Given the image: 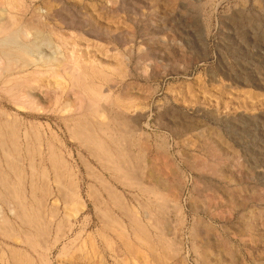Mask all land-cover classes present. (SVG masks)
Returning <instances> with one entry per match:
<instances>
[{
	"label": "rangeland",
	"instance_id": "1",
	"mask_svg": "<svg viewBox=\"0 0 264 264\" xmlns=\"http://www.w3.org/2000/svg\"><path fill=\"white\" fill-rule=\"evenodd\" d=\"M20 2L28 7L24 5L28 9L24 18L37 15L41 24L52 27L65 40L67 51L60 50L54 39L51 52L57 50L68 61L76 58L87 64L94 62L108 79H95L102 85L99 109L104 108L106 113L104 122L101 119L98 123L90 111H64L75 94L68 88L55 87L53 80L44 77L40 78L42 86L34 91L43 110L15 108L0 92V110L19 119L20 136L30 125H41L37 137L42 153L38 152L34 135H30L36 150L31 155L25 150L17 153L19 177L3 168L0 172V178L7 175L17 188L16 202L37 210L38 190L46 183L39 175L40 169L52 172L45 155L49 141L55 142L61 154L59 160L72 173L86 200V209L78 216L72 233L49 254L47 264H97L100 257L108 264L113 262L101 243L100 222L86 198V185L93 182L86 168L102 174L140 213L145 205L150 206L149 201H154L153 195L123 188L113 181L68 132L69 126L84 117L87 129L112 149L113 144L98 124L108 122L106 125L110 124L114 131L129 129L123 127V121L132 124V115L139 118V128L148 135L145 142L132 137L128 145L132 158L141 166L143 184L154 186L158 197L172 201L169 200L171 205L164 202L160 207L159 202L149 207L155 212L159 228L146 226L156 245V257L149 254L146 245L140 247L136 242L138 254L132 260L123 254L121 264H264V0H220L216 7L211 0ZM43 49L46 52V47ZM127 99L134 101L136 108L125 113L120 109ZM116 115L125 119L120 121ZM64 117L68 120L63 121ZM142 145L146 152L141 154L138 150ZM4 160L0 152L1 166ZM29 163L35 165L32 173ZM31 177L35 178L36 191H31ZM51 184L52 195L47 198L50 205L58 199L55 185ZM0 193L4 195L3 183ZM57 202L63 211L62 201ZM0 208L11 219L13 228L12 236L0 235V264H15L12 250L38 260L26 244L27 228L10 216L3 198ZM85 218L86 230L76 248L87 240L86 250L78 254L73 248L60 254L63 244L73 240L85 225ZM161 232L165 236L160 243L155 236ZM170 241L172 259L171 250L166 248ZM92 242L98 246L96 251L91 248ZM75 254L85 256L90 263L75 260ZM37 260L31 264H44Z\"/></svg>",
	"mask_w": 264,
	"mask_h": 264
},
{
	"label": "bare ground",
	"instance_id": "2",
	"mask_svg": "<svg viewBox=\"0 0 264 264\" xmlns=\"http://www.w3.org/2000/svg\"><path fill=\"white\" fill-rule=\"evenodd\" d=\"M20 1L21 0H0V92L8 98L15 108L27 111L43 110L44 106L38 101V99H36L34 91L41 85L40 78L44 77L53 80V83L57 85H54L55 87H63L64 90L68 88V90L70 89V91L75 94L74 101L71 104L66 105L64 111L68 113H76L81 110L90 111L88 113L95 117V121L97 119V123L101 119H103L104 122L106 113L102 110L104 108L101 110L99 109V104L101 106L99 101L101 98L103 99L101 92L102 85H100L101 83L95 79L98 80V78H101V80L107 81L108 79L106 80V75L102 73V70H100L94 62L87 64L76 58H72V60L68 61L66 58L62 57L57 50L51 52L52 40L54 39L60 44V50L63 49L64 51H67L65 40L61 38L52 27L49 26L46 28L45 24H41L40 17L37 15L34 14L35 16L33 15V17L29 19L24 18L28 11V7L23 4L24 2L21 3ZM219 1L211 0L215 7ZM45 47L46 52H44L43 49ZM24 73L28 74L25 76L20 75ZM15 75L20 76L15 77ZM70 94L71 93L69 92V97ZM134 105V101L131 102V100L127 99V101L122 103V110L120 109V111H125L126 113L127 111L129 112L130 109L135 110L136 106ZM117 117L120 121L125 119L121 115ZM133 117H136V115H132V124L123 121V127H128L129 129L124 128L120 131L112 130L113 127H109L110 124L108 126L106 125L108 122L105 124L103 122L98 124L100 131H103L106 138H109L110 143L113 144V151H111L112 149H110V147H108L98 136L87 129L85 126L86 122H83L84 117H81L79 121L75 122L72 126H69L68 132L70 138L81 144V146L90 153V156L100 164L102 171L110 174L113 181L119 183L123 188L139 189V191L143 193L153 195L154 201H149V207L157 206L159 202V206L162 207L163 203H168L171 198L167 200V198L164 199L162 195H159L160 197H158L154 186L146 187L143 184V175L139 169L140 165L137 164L138 160L132 158L128 147L131 140L130 138L132 137H136L138 142L141 140L142 142L148 140V135H145L139 128L137 121L139 118ZM62 119L63 121L68 120L67 117ZM18 121L19 119L16 116L12 117L8 113L0 110V152L6 159V161L4 160V166L0 165V172H2L3 168L4 170H7V172H10V174L13 173V175L19 173L21 164L19 162V154L17 153H20L23 150H25L26 154L32 153L34 146L30 135H34L35 141H37L36 146L38 147V152L41 154L44 150H41L40 147L42 144L37 137V131L41 125H30L29 129L25 130L24 136H20ZM49 132L52 137L56 139L57 136L52 134L53 132L51 129H49ZM21 140L24 141L23 146ZM35 150L36 149H34L33 152ZM57 151L59 150L54 141H49L46 144L45 155L49 159L50 172H52L50 174L47 172V169H40L39 175L43 177V180H45L46 183H42L44 187H39L40 191L38 190V195L40 196L37 198L38 200H36L37 210L35 211L34 208H28L29 206L27 207L24 203L16 202L19 193L16 192L17 188L13 187L14 184L7 179V175L6 178H4L5 175H1L0 178V184L3 183L4 187V195L0 193V198L5 200V206L7 207L10 216L20 221L23 227L27 228L25 231L26 244L28 247H31L33 249L32 251L37 255L39 261L36 260L44 264H47L49 254H51L60 243L69 237V234L72 233L76 225L75 223L78 216L86 209V200L81 195L72 173L65 170L66 167L63 166V162L59 160V158H61L59 155L61 154ZM138 151L141 154L145 153L146 147L144 145L139 146ZM14 155L18 156V159H15L16 156ZM141 161L142 160H140V163ZM29 164L32 173L35 171V165L33 166L32 163ZM86 170L88 178L93 181L86 185V198L91 202L94 214L100 222V240L109 251L110 258L113 261L112 264H121L122 261H124L123 254L128 255L132 260L135 255L138 254V251L135 248L136 242L139 243L140 247L141 245H146L150 250L149 254H151L153 258L156 257V245L152 243L151 235L147 229L148 226L150 228H156L154 210L149 209V207L145 205L143 213H140V211H138L133 205L127 204L123 194L118 191L111 182L105 179L102 174L93 170L91 167L86 168ZM42 177L39 180H42ZM34 179L31 177L30 180L31 191L34 189L36 191L37 186L34 185ZM50 181L51 183H54L57 190V197L64 205L63 211H61L58 206V199H56L57 201L52 203V205L48 202L47 198L52 195V193H50V189L52 188L50 186L52 185ZM22 183L20 182L18 185L20 186ZM48 185L50 187H48ZM161 186H165V184H161ZM33 195L34 193H32L31 196ZM177 208V205H175V213L177 212ZM8 218L4 216L0 208V235L7 238L13 235L12 221ZM144 219L146 220L145 222L147 225L143 223ZM83 222L85 225L83 226L82 224L80 231L75 238L68 243L63 244L60 254L69 253V250L76 248V242L82 239V236L84 235L88 218H85ZM156 229L158 230L159 228ZM29 231H32V233L30 234ZM153 232L156 231H152V233ZM163 235L164 234L161 232V234H158L155 237L160 241L161 238H163ZM86 241H82L80 244L81 247L76 248L77 253L79 250H86ZM119 243H121L124 252L121 251L122 249L120 248ZM170 244L171 241L169 245L166 243V248L171 250ZM91 246L94 251H96V247L98 248L97 244L93 242ZM172 247L174 250L173 245ZM207 247L210 248L208 244ZM37 249L40 250V253ZM12 251L11 256L15 264H31L36 262V260L33 261V258H30L27 254L19 253V251L16 250ZM162 251L163 255H166V250L164 249ZM170 252V258L169 255L167 257L172 259V250ZM76 254L74 257L75 260L81 262L88 261V263H90L89 260L83 258L85 256H77ZM163 259L166 258L163 257ZM169 259L167 261H169ZM97 264H108V262L105 261L103 257H100Z\"/></svg>",
	"mask_w": 264,
	"mask_h": 264
}]
</instances>
